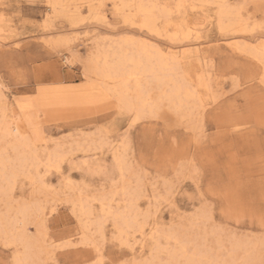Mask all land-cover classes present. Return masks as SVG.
Returning <instances> with one entry per match:
<instances>
[{
  "label": "rangeland",
  "instance_id": "obj_1",
  "mask_svg": "<svg viewBox=\"0 0 264 264\" xmlns=\"http://www.w3.org/2000/svg\"><path fill=\"white\" fill-rule=\"evenodd\" d=\"M62 1L53 10L50 0H0V89L4 93L0 120L5 133L1 145L18 138L27 141L21 151L29 158L37 152L44 157L47 150L62 157L59 168L40 165L35 182L21 175L15 183L13 209L31 201L46 207L45 217L31 213L25 231L38 237L40 246L48 245L45 240L54 241L50 250H36L28 264L184 263L167 254L176 245L163 236L159 248L158 240L150 239L133 255L130 245L139 248L134 244L139 233L131 230L122 240L116 238L111 216H104V233L97 231L96 221L102 217L99 199L106 193L107 199L112 198V193L111 202L122 210L131 197L120 189L126 181H130L128 193H139L140 219L147 220V229L156 222V234L177 230L185 238L198 236V243L222 255L220 260L235 255V264H264L263 71L256 59L236 53L228 43L234 38L253 36V42L264 38L263 11L257 12L253 0H231L233 6L243 5L244 16L254 17L250 20L254 29L239 34L218 28L217 3L202 5L195 0V6L189 2L181 12H173L177 23L197 25L199 38H193V45L207 56L204 64L214 76L213 88L216 82L222 85L215 90L216 96L205 99L203 122L194 130L187 119L145 118L134 123V115L118 108L113 95L88 77L87 62L94 45L100 41L108 45L124 35L145 36L141 34L145 30L124 21L130 10L119 9V0ZM157 1L176 9L174 0ZM74 3H85L80 14ZM159 26L164 27V20L159 19ZM153 36L163 48L187 42ZM190 64L189 70L193 69ZM28 102L32 103L29 118L20 108V103ZM38 135L44 140L39 141ZM117 151L130 166L125 182L113 163ZM7 156L16 158L17 151L12 149ZM78 199L90 201L93 212L86 221L78 217L74 206ZM0 203L4 214L9 203ZM17 219L23 228L22 216ZM86 223L91 224L89 230L84 229ZM85 236L100 251L93 252L82 243ZM237 242H246L247 249L233 251ZM193 247L194 243L189 250ZM21 248L0 238V264H19L16 254ZM250 254L256 257L253 261Z\"/></svg>",
  "mask_w": 264,
  "mask_h": 264
},
{
  "label": "bare ground",
  "instance_id": "obj_2",
  "mask_svg": "<svg viewBox=\"0 0 264 264\" xmlns=\"http://www.w3.org/2000/svg\"><path fill=\"white\" fill-rule=\"evenodd\" d=\"M119 1L120 5L116 3L120 6L118 7L119 9L123 11L130 10V14H126L124 16V21L132 25L136 24L142 30H145L146 32L143 31L141 33L145 36L134 37L124 35L121 37L119 36V38H116L117 40L115 41L112 40V42H110L108 45L100 43L101 41L97 43V45H94L87 62V72L89 73L88 77L93 80V83L97 88H104L113 95L115 101L117 102L118 108L133 114L134 123L145 118H158V120L159 118L175 119L178 122L180 120L187 119L190 127L195 130L197 126L200 125V122L203 118V112H205V99L208 98L209 95L214 96L216 94L215 90L219 91L222 87L220 82H216L214 84L215 89L213 88L212 81L214 76L209 70H207V67L205 68L204 64V60L207 58V56L199 51V45H196L195 47L193 45V38H199V30L197 25H191L186 22L177 23L174 19H172V14L174 11L181 12V10L184 9L189 2L195 6V0H174L176 1V9L173 8L174 6H172L171 3L161 4L157 0ZM198 1H200L202 5H206L208 2L217 3L219 5L217 11L219 26H217L221 31H232L233 33L239 34L251 32L254 29V27L251 28L250 25V20H252L254 17L250 14L249 16H244L241 13L243 5L241 7L233 6L230 3L231 0ZM252 2L255 4V6H258L256 8L257 12L262 10L264 13V0H253ZM50 4L51 9L55 10L63 5V1L50 0ZM84 4L85 3H81L78 5L74 3L75 10L79 14L81 13ZM91 7L92 4L89 3V9ZM159 19L164 20L163 28L159 26ZM155 34L157 36H166L172 41L187 40V42L183 43L181 46L169 45L168 47L163 48L159 45V41L157 42L152 40L154 37L153 35ZM254 39L255 38L253 36H249L248 39L243 38V40L234 38L228 43L230 44L232 50L236 53H244L250 57L252 56V58L256 59V61L261 64V69L263 71L261 81L264 83V38L257 42H253ZM65 41L68 42L67 40ZM106 42L108 41L105 39V43ZM191 62L193 63V69L189 70L186 66L191 65ZM206 65L209 66L208 64ZM2 98H4V93L0 89V99ZM20 108L24 116L28 118L31 116V102L25 104L20 103ZM168 125H170V123ZM1 129L2 122L0 120V200H2V202L4 201L6 204L9 203L7 205L6 213L3 214L0 211V238L6 240L7 242L9 241L10 244L21 245L23 249L21 248L22 250L16 254L17 262L19 264H28V262L32 260L34 256H36V250L47 251L48 248L54 244V241L50 242V240H45L46 244L48 243V245L40 246L41 240L36 236L31 237L25 231L26 225L28 223L26 221L28 217L31 216V213L35 211L38 213V215L45 217L47 213L45 212L46 207L41 203L39 204L31 201V203L23 202L22 204L18 205L16 209L14 208V210L13 206L15 205L10 204V201L12 199L15 183L17 182L18 177L21 175L25 176V178H29L30 181L35 182V174L38 175L40 173V165H44V167L47 169L49 166H55L59 168L62 157L57 151L47 150L48 152L44 157H41L37 152L32 154L29 158L24 152H22L23 150L21 151V148L28 145L27 141H22L18 138L15 141H12V143H9L7 146L3 147L1 144L3 141H5V133L2 132ZM38 138L39 141L44 140L40 135H38ZM196 138L198 139V137ZM44 148L47 149V146L45 145ZM12 149L17 151V156L16 158L11 159L7 156V154ZM113 154V163L116 165V169L121 174L122 181L125 182V172L127 171L128 167L130 168V166L127 167V161L125 160L126 158L124 159L121 154L119 155L118 151ZM30 167L35 171H31L29 169ZM129 182L130 181H126L125 183L127 186L124 185L122 188H120L122 189L121 192L123 195H131V197L128 198V203L122 210L120 209L121 206L116 207L113 205V202H111L112 198H114L112 193L109 194L112 198L107 199L106 193V195L102 194L103 196L99 199L102 206V217L100 216V218H96V225L98 228L97 231L100 234L104 233V223L106 220L104 218L106 216H111L114 220V233L116 238L122 240L124 236H129L131 230L139 233L138 238H136V241L134 242V244H136L139 248L135 249L134 245H130L133 255H135L137 251L141 252V250L146 245V242L150 239L158 240V244L156 242L155 243L159 248V242L163 236L168 242L173 241L176 245V247H170L171 249L167 250V254H169L171 259L176 261L183 259L184 263L181 264H206L207 262L213 260L219 262L218 264L236 263L235 255H231V258L229 259L220 260L222 255L219 254L221 256L219 258V255H217L216 251H212V253L209 250L210 247L205 248L204 244H202L203 246L201 245L202 242L198 243V236H195L197 237L195 239L190 236L193 240H190L191 238L189 237V239L187 236L186 238L189 239L187 240L185 238L186 235H182L181 232L177 230L176 232H170L164 235L158 234V232L156 234V222L152 223L153 225L151 224L149 229H147V220L145 221L140 219L142 213L137 201L139 199V193L127 192ZM41 185L46 186L43 182ZM88 204L83 202L82 199L74 201V206L77 207L76 210L79 211L78 217L83 219L90 218L89 216L93 211L91 208H89ZM50 210L53 211L54 208ZM18 215L22 216V225H24L23 228H21V223L18 222ZM89 222L93 223L94 221L91 222L89 220ZM90 223H86L84 229L89 230L91 226ZM149 224L150 223L148 222V225ZM191 226L188 228H191ZM180 231H182V229ZM83 232L82 235H86ZM202 238L200 241H202ZM218 238H220V235ZM205 240L206 239L203 240V243ZM127 241L128 240H126L125 243L129 244ZM73 243L74 241L71 240L70 244L73 245ZM82 243L89 245L93 252L100 251V248H98L97 244H95L93 239L89 238L88 236L84 237ZM193 243V249L190 248L189 250V246L193 245ZM53 248H55V246ZM238 248L247 249L246 242H244V245L238 242L235 243L233 251ZM249 253L250 252L247 254ZM254 258L256 257L251 256L249 260L253 261Z\"/></svg>",
  "mask_w": 264,
  "mask_h": 264
}]
</instances>
